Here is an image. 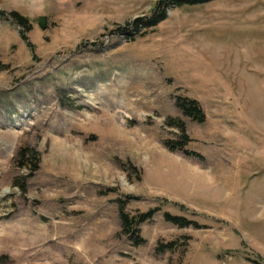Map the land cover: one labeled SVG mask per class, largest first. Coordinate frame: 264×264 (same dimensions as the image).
I'll list each match as a JSON object with an SVG mask.
<instances>
[{"label":"rangeland","instance_id":"374dc122","mask_svg":"<svg viewBox=\"0 0 264 264\" xmlns=\"http://www.w3.org/2000/svg\"><path fill=\"white\" fill-rule=\"evenodd\" d=\"M157 1L0 0V264H264V0L184 4L133 39L114 32ZM170 117L202 156L164 145L179 138ZM125 195L131 215L161 209L140 245L121 232Z\"/></svg>","mask_w":264,"mask_h":264},{"label":"trees","instance_id":"16d2710c","mask_svg":"<svg viewBox=\"0 0 264 264\" xmlns=\"http://www.w3.org/2000/svg\"><path fill=\"white\" fill-rule=\"evenodd\" d=\"M210 1L212 0H158L150 15L140 16L132 21H127L124 25L117 26L114 32H118L119 34L126 36L128 39H133L137 34L140 33V30L153 28L167 19L168 10L172 7L182 6L184 4H204ZM0 14L3 17L6 15L3 10H0ZM11 14L15 22H17L25 30H30L32 28V21L30 18L16 10L11 11ZM176 105L178 108H180L185 116L191 118L193 121H197L199 123L205 122V111L197 99L178 95L176 97ZM166 125L170 127H176L179 130V138L177 140L170 138L164 139L163 143L169 150L181 151L185 155L189 156H202L199 152L187 148L191 138L187 132L186 123L183 121V119L170 117L167 119ZM20 157L30 158L32 163L35 165L34 170L38 169L39 157L38 152L35 149L22 148ZM26 165L27 163H21L22 167H25ZM134 169L140 174V170L137 167L134 166ZM132 198L136 197L132 195H125V198L121 197L118 199L121 219V232L128 235L129 238L134 241V244L140 245L145 240L141 235L140 225L148 220H151L153 216L161 209L158 207L151 208L147 211L131 215L125 210V208L127 206V202H129ZM164 218L168 222H171L179 227L193 226L200 228L204 226L196 220L188 219L183 215L172 214L169 211L164 212ZM176 247L177 242L170 241L167 243H161L157 249L164 252L166 250H175Z\"/></svg>","mask_w":264,"mask_h":264}]
</instances>
